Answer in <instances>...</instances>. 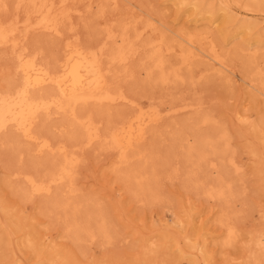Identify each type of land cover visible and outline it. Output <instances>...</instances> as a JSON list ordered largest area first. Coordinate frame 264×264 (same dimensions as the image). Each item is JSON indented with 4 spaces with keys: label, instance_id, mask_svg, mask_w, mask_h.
I'll use <instances>...</instances> for the list:
<instances>
[{
    "label": "rangeland",
    "instance_id": "rangeland-1",
    "mask_svg": "<svg viewBox=\"0 0 264 264\" xmlns=\"http://www.w3.org/2000/svg\"><path fill=\"white\" fill-rule=\"evenodd\" d=\"M200 1L202 2L200 9L193 8L188 2L182 4L180 0H120L117 5L108 0H96L94 1L95 7L92 5L91 8L90 0L71 1L69 4L81 11L80 13L73 11L71 20L66 18L62 21L61 35L55 37L47 32L30 30L28 36L25 37V30L21 25L19 34L17 33L16 36V38L23 37H21L23 39L21 45L19 44L20 48H14L13 41L0 47V91H6L8 89L6 87H10L12 82L16 84L22 79V72L17 69V54L23 48H26L29 53L40 51L39 60L43 62L45 60L52 67V73L58 76V74H63L66 61L75 64L81 56L89 54L90 47L98 46L101 42L99 40L105 38L103 35L108 26L113 25L112 27L119 30L120 24L126 23L130 37L139 48V52L127 64L129 73H126L124 66L116 65L112 73L104 75L101 84L110 81L113 89L123 88L133 100L139 102L146 115L151 114V103L164 113L163 119L155 124L157 126H154V132L146 140L139 141L136 148L128 151L130 161L124 162L125 165L120 162L118 150L109 148L104 143L95 142L93 146L79 148L73 146L72 138L76 135L77 127L73 125L74 119L69 113V115L64 112L57 114L55 108L51 109L50 114L42 113L35 125L36 132L50 136L56 143L59 141L68 143L69 151L78 153L80 162L75 168V180L72 182L75 192H70L72 187L69 185L70 182L60 184L63 187L54 184L53 191L51 190L50 193L34 194L29 199L20 194L21 189L18 190L19 187L28 186V183L23 182V180L26 181V173L22 171L34 173L38 168L35 173L40 171L41 174L43 170L41 175L48 177L49 165L54 164V160L60 159L62 155H59L58 151L30 152L29 147H34L35 144L28 142L16 128L10 127L3 130L0 133V236L3 239L0 244V264H46L51 255L58 253L67 256L68 264H247L252 260L255 252L252 249L254 240L257 236L264 235V98L257 95L256 89L250 87V80L254 79L255 83H258L259 78L256 75L247 74L248 56L242 53L237 55L236 50L233 49L234 45L228 42V38L230 37L229 32L234 31L239 20L246 19L255 27L251 33L252 36L246 35L245 38L252 39V43L260 39L264 49V6L252 0ZM224 4L230 6L234 16L233 21L219 16L211 29L213 35L205 39H197V41L205 49H209L214 43L222 53L226 51L224 54L227 53L236 72L233 82H227L220 76L206 71V63L198 60L194 62L191 69L182 67L181 72L185 77L187 76L184 82L160 85L152 78L149 79L144 69L146 66L144 57L150 49L144 46L145 43L148 40H159L166 37L170 41L176 39L175 45L178 43L181 45L183 41L181 36L176 37L178 35L176 31L180 35L190 31L202 35L206 31L205 26L200 21L201 23L198 22L196 24L198 27L195 28L193 20L204 15L210 16L209 10L215 12ZM16 11L15 2L12 1L6 12H0V27L4 30L8 29L7 21L4 19L11 21L17 14ZM25 13V7L20 9L21 17H19L24 19ZM217 13L222 14L223 11L219 10ZM150 20L154 26L146 28ZM136 29L141 31L138 40L131 35L134 32L136 34ZM253 45L256 44L253 43ZM111 46L109 43L107 50ZM170 56L169 59L173 63L180 59V56L176 54L175 56L173 54L171 58ZM106 57L107 55H105V62L108 61ZM260 68L264 69V62L261 63ZM95 72L94 75L87 76L86 82L91 81L103 71L96 67ZM189 74L195 76L194 81H190ZM47 84L33 93L55 90L53 83L48 82ZM182 103L198 105L195 112L183 110L168 114L169 107ZM91 110L101 121L100 126L103 130L117 125L116 129L123 143L137 141V133L129 131L130 125L126 120V116L138 114L134 108L125 104H114L103 108V106L97 107L92 103H79L76 107L78 114ZM208 112L221 127L229 132L233 146L231 149L241 165V172L236 174L233 167L225 166L222 161L215 160L220 165L222 164V167L218 165L222 174L225 169L224 171H229L228 174L232 178L234 190L232 200L229 198L227 200L212 199L200 190L198 191L199 187L192 183L190 175V172L196 169L195 165L185 161L186 148L180 147V144L179 147L176 144L174 146L173 138L176 130H186L188 126L194 127L199 115ZM201 130H206V127L203 125ZM140 149L145 152L139 154ZM169 151L172 153H168ZM158 158L161 160L157 162ZM169 158L171 162H168ZM163 160H168V163L165 165ZM145 161L149 163V167L157 166L158 180L151 184L154 190L151 192L156 198L150 196L151 192L136 195L133 192L134 189H130L131 182L129 185V180L126 179L128 180L126 182L122 178L127 171L131 172ZM213 169V167L203 166L199 173V176L203 178H200L201 183L209 182L210 179V181L215 180L218 177L219 173ZM123 172L126 173L123 175ZM146 195L149 196L145 197ZM89 199V206L91 205L94 209L100 207L107 215L114 235L109 243L98 236L99 238L86 240L84 243L80 241L81 244H78L80 242L73 240L74 233L68 228L72 217L71 211H61L53 206L55 200L76 203L79 201L80 210L78 209V212L80 211L79 214L82 216L87 207L85 201ZM66 216L69 217L66 218ZM220 218L226 221L221 223ZM227 222H233L238 229L237 241L230 245L223 244ZM28 239L33 240L32 247L25 245ZM145 239H148V243L152 245L162 244V242L165 245L161 248L162 250L159 249V252L148 250L150 252L145 253L147 252L144 248L147 244ZM180 249L185 251V258L181 257ZM205 251L208 253L206 256H209L208 263L205 262L203 256ZM260 264H264V259Z\"/></svg>",
    "mask_w": 264,
    "mask_h": 264
},
{
    "label": "bare ground",
    "instance_id": "bare-ground-1",
    "mask_svg": "<svg viewBox=\"0 0 264 264\" xmlns=\"http://www.w3.org/2000/svg\"><path fill=\"white\" fill-rule=\"evenodd\" d=\"M12 1L15 2V8L17 10L16 11L17 14H15V17L11 21L4 19V21H7L8 29L4 30L2 27H0V47L5 44L7 45V43L10 41L11 42L13 41L14 48H20L19 44L21 45L23 41L22 39L23 37L21 36L22 37L21 38L19 36L18 38H16V36H17L18 31L20 30L21 25L22 27H24L25 37L28 36L30 30H34V31L39 30V31L47 32L52 36L55 35V37L56 35H61L63 32L62 31V21L66 20V18L70 19L73 15V11H77L79 13L81 11L80 9L74 8L69 4L71 1L73 2L76 0H0V12L2 11L6 12L10 4L12 3ZM94 1L96 0H90V4H89L90 8L92 7V5L93 7H95ZM108 1H111L112 3L117 5L120 0H108ZM252 1L254 3H260L264 6V0H252ZM180 2L183 4V3L188 2V0H180ZM188 4L193 6V8L195 7L196 9H200L202 2L200 0L199 1L191 0L188 2ZM24 7L26 8V13H25L26 17L24 19H21L20 18L21 16L19 15V11L20 9ZM219 10H222L224 14L223 13L218 14L217 12ZM219 10L215 12L209 10L210 16L204 15L205 17L203 16V17H199L198 19L193 20L195 21L194 22L195 28L198 27V25L196 24L200 21L202 22V25L205 26L206 31L203 34L201 33L202 35H197L195 34L194 31H190L188 33L180 35V33H177L176 31V34H178L176 37L181 36L180 38L183 41V44L181 45H179V43L175 45L174 41L176 39L174 41H170L166 37H163L159 40L157 39L150 40V41L148 40L144 46L149 47L150 51H148L147 54L145 53L146 56L144 58L146 59V62H145L146 66L144 69L149 79L152 78L153 81H155L157 84H160V85H167L170 83H176L178 81L184 82L187 76L185 77L184 74L181 72L182 67H187L191 69L194 65V62L198 60V61H203L206 63V66H207V67L205 66L206 71H209L211 73H214L220 76L221 78L225 79L227 82H233V80L236 77V72L234 71V68L232 67L230 63L229 56H227V53L224 54V52L226 51H223L222 53L219 47H217V45H215L214 43L210 45L211 47H209V49L208 48L205 49L197 41V39L201 40V39L208 38V36L210 35H213V33L211 34V29H213L215 22L219 19L218 18L219 16H223L228 21H233L234 16L228 4H224V6H222ZM203 20H206V21L203 22ZM152 25L154 26L153 22L150 20L147 23L146 28ZM112 26H108L106 30L104 29L105 35L103 36L105 38L103 39L101 38L99 40L101 42L98 44V46L90 47L89 54L81 56V59H79L78 62L75 64H70L69 61H66L65 70L62 75L58 74V76L57 75L55 76L52 73V67L47 62H45V60L44 62L39 60L40 51L29 53V51H26V48L25 49L23 48L17 54V69L20 72H22L21 73L22 79L19 83H16V84L12 82V85L10 87H6L8 88L6 91H0V133L3 132V130L5 129L14 127L16 128V130L19 131L20 134H22L23 137H25V139L28 142L33 143V145L35 144L34 147H29V149L27 148L30 152L44 153L48 151H51V152L58 151L59 155H62L60 156V159L56 160L57 159L56 158L54 160V164H52L51 166L49 165L50 174L48 171V174H49L48 177H44L43 175H41L43 170L41 171V174L39 173L40 171H38L39 174L35 173L38 170V168L34 172L35 174L31 172L28 173V172L22 171L24 174L26 173L25 174L26 181L23 180V182L28 183V186L26 187L25 185H23L25 186V188L19 187L18 190L21 189L20 190L21 193L20 191L18 192L22 194L23 196L28 197V199L31 198L32 195L34 196V194L50 193L54 184H57L58 186L64 183L69 184L70 182L69 185H72L70 192H75V187H73L72 182L73 180H75L74 179V174H76L75 168L80 162V157L77 156L78 153L76 154L75 151H69L68 148L70 145H68V143L64 141H59L56 143L53 140V138H50V136L41 135L38 132H36L35 125H37L36 122L42 113L50 114V111L52 108L56 109L55 113L57 114H60L62 112L67 113V114L69 113L70 115L73 116V119H74L73 125H76L77 127L76 135L74 136L73 134L74 137L72 138L73 146H75L76 148L77 147L79 148V147H84V146H89V145L93 146L94 145L93 143L95 142L104 143L108 145L109 148L118 150V152L120 153V162L123 164L124 162L127 163V161H130L129 160L130 156H129L128 151L132 148H136L138 146L139 141L146 140L149 137V135L154 132L155 124L159 123L160 120L163 119L164 117V113L161 112L157 108V106L154 105L153 103H151L150 105L151 114L146 115V113L143 112V109L140 106L139 102L133 100L128 95L127 91H125L123 88L119 87V89H113L111 87L110 81L109 82L105 81L101 84L104 75L105 74L109 75L110 73H112L114 69L113 67L116 65L124 66V70L126 71V73H129V71L127 70L128 69L127 64L130 61V59L134 57L135 55H137L139 52V48L136 47L134 41L130 37L129 27L126 23L120 24L119 30H116ZM254 27L255 25L246 19L239 20L238 26L234 29V31L229 32L230 37L228 38V42H231L232 45H234L233 49L236 50L235 53H237V55L242 53L248 56V59L246 60V65L248 67L247 74L249 73L252 75H256L259 78L258 83H255L254 79H251L249 82L251 86L250 85L249 86L256 89L258 93L257 95L261 96L263 99L264 98V69L260 68L261 63L264 62V49L262 48L263 45L261 46V43H260L262 41L260 39H257L255 40V42H253L256 45H253L252 39L247 38V37L245 38L246 35H251ZM144 31L146 32L145 29ZM133 34H135V32ZM133 34L131 35L133 37L135 36V39L138 40V38L141 36V31L139 32V29H138L136 34L135 35ZM109 43L112 46L110 47V49H108L109 50L108 51L107 45H109ZM179 48L181 50L180 53H179ZM149 49H146V50H149ZM173 54L174 56L175 54L180 56V59H179L180 61L178 60L175 63L171 62L169 59V56L170 55L173 56ZM74 55H77V54H74ZM105 55H107L106 58L108 60L106 62H105ZM84 59H87V61H84ZM244 66H245V63H244ZM96 67L101 68L103 72L100 73L98 76H95L94 79H91V81L86 82L87 76H90L89 74L94 75L96 73L95 72ZM54 73H55V70H54ZM116 73L117 72H115V74ZM127 75L129 77L131 76V74H127ZM194 77L195 76L191 74L190 81L191 80L194 81L195 79ZM248 78H250L249 75H248ZM48 82L53 83V85L55 86V90L50 91V92L48 91V92L37 93V94L33 93V91H36V89H42ZM79 103H82V104L92 103V105L93 104L97 105V107L103 106V108L104 106L109 107L110 105H114V104L115 105L125 104V105L131 106L136 111H138V114H135L133 116H128V117L126 115L125 116L127 118L126 119L127 123H129L130 125L128 128L129 131L136 132L138 135L137 141L136 142L129 141L127 143H123L119 132H117L118 131L116 129L117 125L110 127L107 130H103V128H101L100 126L101 121L96 118L95 112L92 110L86 111L83 114H78L76 112V107L78 106ZM197 105L198 104H195V103H182L181 105L180 104L172 105L168 109V114L169 113L174 114L175 112L183 111V110L184 111L185 110L194 111L196 110ZM165 113L167 114V111ZM203 125L206 127V130H201V127ZM256 131L257 130L255 129V132ZM174 134H175L173 138L175 142L174 146L176 144L179 147V144H180V147L182 148L185 147L186 152L185 154L183 153L184 156L187 154L185 156V161L190 162L193 165H195L196 169L190 172L191 173L190 175L193 181L192 183H194L197 187H199L197 188L198 191L200 190L201 193H203L205 196L212 198V199H226V200L227 198L231 199V197L234 196L232 178L230 177V174H228L229 171L227 170H226L227 172L224 171L225 169L223 170L224 174H222V172L219 170V167H218V165L220 164L217 161L220 160L223 163H225L224 164L225 166L233 167L236 174H239L241 172V165L237 162L234 152L231 149L233 147L232 142H231L232 139L227 129L221 127L218 124V122L214 120L212 115H210L208 112V113L199 115V118H197V121L194 123V127L188 126L186 130H183V129L179 131L176 130V133ZM144 152L145 150H143L142 152V150L140 149L139 154H143ZM170 152L171 151H169L168 153ZM170 158L168 159L169 161L167 160L168 162H171ZM159 160L161 159L158 158L157 162ZM165 160H163L165 162L163 163L166 165L168 162ZM134 164L135 163H133V165ZM148 164L149 163L145 161V163L140 164L137 168L134 166L135 169L133 168L134 170H132L131 172L130 171L128 172L127 169H126L127 173L123 172V175L124 173L126 174L122 178H124L125 180L128 179L129 182L128 180H126V182H128L129 185L131 182L130 189L132 190L134 189L133 192L136 193V195H143L147 192L148 193L151 192V190H153L152 189L153 187H151L152 182L158 180L157 179L158 171L156 168L157 166L152 165L149 167ZM204 165L205 167L208 166L209 168L213 167L214 168L213 170L219 173L218 177L216 179L214 178L215 180L210 181L211 180L210 179L208 180L209 182H206L203 180L204 182L201 183V179L203 178L199 176V173L203 169ZM220 167H222V164L220 165ZM173 168L175 169V167ZM220 169L222 170V168ZM120 175L121 174H119V176ZM58 189H60V191L62 190L61 187H59ZM150 194H151L150 196H152L153 198H156L153 192H151ZM78 196L80 195L78 194ZM147 196L149 195H146L145 197ZM68 197L70 196L68 195ZM143 197H140V198L143 199ZM80 199L85 200L82 198ZM92 200L91 202H93ZM28 201H31V200H28ZM85 202H86L85 204L87 207H86V211L84 210L85 214L82 216L79 214L80 211L78 212V209L80 206V204H78L79 201L78 203H76V202H70V201H65V200H55V202L53 201V206H55L54 208L58 210L61 209V211L62 210H65L66 212L67 210L71 211L72 214L70 213V215L72 217L70 216L71 221L68 224V228L72 230L74 233L75 238L72 237L73 240L75 239V241L76 240L79 242L82 241V243H84V241L86 240L87 241L94 240L98 236H100L104 239V241L108 243L111 242L112 239L114 238V235H113V230L110 227V223L108 221L105 211L100 207H98L97 209H94L91 205L89 206L90 199ZM229 207H231V205ZM57 214H59L58 211H57ZM15 216H18V215H15ZM20 217H22V215H20ZM68 217L66 216V218ZM219 221L221 223H224L226 220L225 219L223 220V218H220ZM226 225H227L226 226L227 231H226V236L224 238L223 244L230 245V244L235 243V241H237L238 229L233 222L232 223L227 222ZM0 235H1V232H0ZM30 239L26 240L27 242L26 243L24 242V243L25 245H29L32 247L33 240L31 241ZM145 240H147L146 242L147 244L144 247L146 248V251H147L145 253H148L150 251L152 252L154 251L155 253L157 251L159 252V249L162 250L161 248H163L165 245V244L163 245V242L162 244L157 243V244L152 245L148 243L149 242L148 239H145ZM2 242H3V239L0 236V244H2ZM78 244H81V242ZM252 247H253L252 249H254L255 252L253 253L252 260L247 264H260L264 259V235L257 236V238L254 240ZM204 253L205 255L203 256L205 257V262L208 263L209 256H206V253H207L206 251ZM181 257L183 258L186 257L185 251L183 250H181ZM46 264H68V258L67 256L60 255L59 253L53 254L47 259Z\"/></svg>",
    "mask_w": 264,
    "mask_h": 264
}]
</instances>
